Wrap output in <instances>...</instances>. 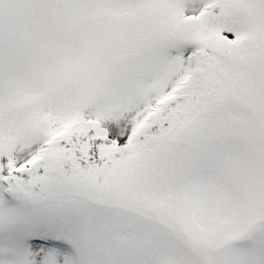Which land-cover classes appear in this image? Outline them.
Instances as JSON below:
<instances>
[{"label":"snow or ice","instance_id":"6c2138e0","mask_svg":"<svg viewBox=\"0 0 264 264\" xmlns=\"http://www.w3.org/2000/svg\"><path fill=\"white\" fill-rule=\"evenodd\" d=\"M0 264H264V0H0Z\"/></svg>","mask_w":264,"mask_h":264}]
</instances>
